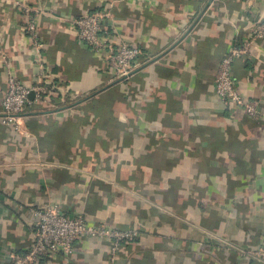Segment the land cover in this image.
Instances as JSON below:
<instances>
[{
  "label": "crops",
  "instance_id": "obj_1",
  "mask_svg": "<svg viewBox=\"0 0 264 264\" xmlns=\"http://www.w3.org/2000/svg\"><path fill=\"white\" fill-rule=\"evenodd\" d=\"M101 7L115 40L142 49L123 79L71 23ZM257 20L264 0H0V99L6 66L26 86L44 81L50 98L24 108L29 135L0 123V264L27 249L46 203L136 230L114 264H264L241 253L264 247V116L232 109L213 86ZM232 71L264 113V39ZM108 258L107 243L80 237L40 264Z\"/></svg>",
  "mask_w": 264,
  "mask_h": 264
},
{
  "label": "built area",
  "instance_id": "obj_2",
  "mask_svg": "<svg viewBox=\"0 0 264 264\" xmlns=\"http://www.w3.org/2000/svg\"><path fill=\"white\" fill-rule=\"evenodd\" d=\"M24 9V30L39 46L40 32L32 8L20 4ZM111 9L101 7L88 12H82L71 21L79 41L87 45L108 64L113 75L119 79L126 78L132 71L133 63L142 55V49L126 41H116L112 32L105 26V21L111 18ZM264 39V21H254L248 28L247 35L239 44L221 57L214 75V92L232 108L245 112L253 119H261L264 113L258 104L244 98L238 91L234 76L233 63L238 57L249 50V46ZM7 89L0 99V123L8 125L14 131L29 135L22 129V112L28 103L37 101L48 103L50 98L47 84L41 80L32 86H26L6 66ZM31 94V96H30ZM34 238L23 253L14 254L13 264H40L46 258L61 253L71 255L75 241L80 237L103 241L108 244V264H114L123 251L124 245L137 236L134 229H120L104 221L92 222L81 215L66 213L57 203H46L33 210ZM241 253L264 263V247L244 249Z\"/></svg>",
  "mask_w": 264,
  "mask_h": 264
},
{
  "label": "trees",
  "instance_id": "obj_3",
  "mask_svg": "<svg viewBox=\"0 0 264 264\" xmlns=\"http://www.w3.org/2000/svg\"><path fill=\"white\" fill-rule=\"evenodd\" d=\"M223 56V55H222ZM133 240V239H132Z\"/></svg>",
  "mask_w": 264,
  "mask_h": 264
},
{
  "label": "water",
  "instance_id": "obj_4",
  "mask_svg": "<svg viewBox=\"0 0 264 264\" xmlns=\"http://www.w3.org/2000/svg\"><path fill=\"white\" fill-rule=\"evenodd\" d=\"M30 96H31V94H30Z\"/></svg>",
  "mask_w": 264,
  "mask_h": 264
}]
</instances>
